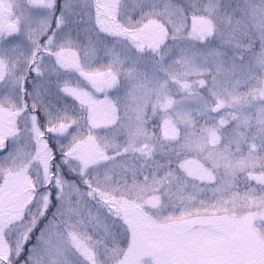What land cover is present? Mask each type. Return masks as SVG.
<instances>
[{
    "label": "snow or ice",
    "instance_id": "6c2138e0",
    "mask_svg": "<svg viewBox=\"0 0 264 264\" xmlns=\"http://www.w3.org/2000/svg\"><path fill=\"white\" fill-rule=\"evenodd\" d=\"M0 264H264V0H0Z\"/></svg>",
    "mask_w": 264,
    "mask_h": 264
}]
</instances>
